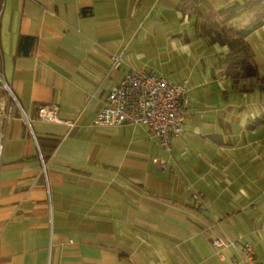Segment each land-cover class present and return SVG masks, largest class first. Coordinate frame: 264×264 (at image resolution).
Returning a JSON list of instances; mask_svg holds the SVG:
<instances>
[{"label": "crops", "instance_id": "1", "mask_svg": "<svg viewBox=\"0 0 264 264\" xmlns=\"http://www.w3.org/2000/svg\"><path fill=\"white\" fill-rule=\"evenodd\" d=\"M194 1L0 0L17 102L1 120L0 264H248L245 243L264 264V80L224 76L225 46L195 32L198 11L240 0ZM246 41L264 73V24ZM131 68L186 84L168 150L144 125L93 123ZM49 104L59 121L39 119Z\"/></svg>", "mask_w": 264, "mask_h": 264}, {"label": "built area", "instance_id": "2", "mask_svg": "<svg viewBox=\"0 0 264 264\" xmlns=\"http://www.w3.org/2000/svg\"><path fill=\"white\" fill-rule=\"evenodd\" d=\"M111 60L114 68L121 59L112 55ZM1 89L6 92V96L0 93V165L4 140L1 120H8L12 116L13 102L17 103L9 84L0 73ZM185 98V82H172L154 69L131 68L110 88L93 123L144 125L158 138L160 145L168 150L171 138L179 134L182 128L186 115ZM57 112L58 106L55 104L37 107L38 117L43 121H59ZM155 162L164 168L165 163L162 160L155 159ZM221 243L220 240L213 242L215 246H220ZM243 247L248 264H260L253 256L250 244L245 243Z\"/></svg>", "mask_w": 264, "mask_h": 264}, {"label": "trees", "instance_id": "3", "mask_svg": "<svg viewBox=\"0 0 264 264\" xmlns=\"http://www.w3.org/2000/svg\"><path fill=\"white\" fill-rule=\"evenodd\" d=\"M197 15L202 19L196 24V35L204 37L209 44L225 46L217 59V66L224 76L234 82L240 78L264 80V73L258 70L246 41V35L252 29L264 24V0L234 1L211 14L202 16L198 11ZM254 123L264 124V110Z\"/></svg>", "mask_w": 264, "mask_h": 264}]
</instances>
